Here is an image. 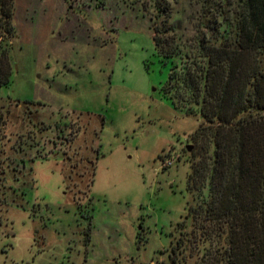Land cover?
<instances>
[{
  "label": "rangeland",
  "instance_id": "rangeland-1",
  "mask_svg": "<svg viewBox=\"0 0 264 264\" xmlns=\"http://www.w3.org/2000/svg\"><path fill=\"white\" fill-rule=\"evenodd\" d=\"M3 1L17 39L0 32V264H200L215 239L178 224L200 201L201 122L165 96L155 29L182 71L231 37L237 0Z\"/></svg>",
  "mask_w": 264,
  "mask_h": 264
},
{
  "label": "trees",
  "instance_id": "trees-1",
  "mask_svg": "<svg viewBox=\"0 0 264 264\" xmlns=\"http://www.w3.org/2000/svg\"><path fill=\"white\" fill-rule=\"evenodd\" d=\"M232 14L231 37L219 45L200 42L194 56H184L182 71L178 48L155 29L156 55L171 65L165 96L173 105L187 101L188 115L201 122L191 136L196 151L187 180L200 201L178 224L183 231L193 220L201 243L215 239L200 264H264V0H237ZM12 17L11 1L0 0V32L17 39ZM203 154L210 162L205 196Z\"/></svg>",
  "mask_w": 264,
  "mask_h": 264
},
{
  "label": "built area",
  "instance_id": "built-area-1",
  "mask_svg": "<svg viewBox=\"0 0 264 264\" xmlns=\"http://www.w3.org/2000/svg\"><path fill=\"white\" fill-rule=\"evenodd\" d=\"M166 166L168 168H171L173 166V162L172 161H168L167 164H166Z\"/></svg>",
  "mask_w": 264,
  "mask_h": 264
},
{
  "label": "water",
  "instance_id": "water-1",
  "mask_svg": "<svg viewBox=\"0 0 264 264\" xmlns=\"http://www.w3.org/2000/svg\"><path fill=\"white\" fill-rule=\"evenodd\" d=\"M193 149L192 146H188V150L191 151Z\"/></svg>",
  "mask_w": 264,
  "mask_h": 264
}]
</instances>
